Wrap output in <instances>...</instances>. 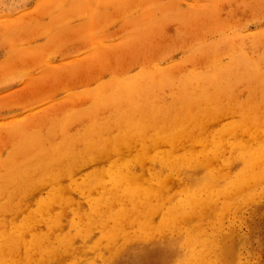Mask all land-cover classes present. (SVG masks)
<instances>
[{
    "label": "rangeland",
    "instance_id": "374dc122",
    "mask_svg": "<svg viewBox=\"0 0 264 264\" xmlns=\"http://www.w3.org/2000/svg\"><path fill=\"white\" fill-rule=\"evenodd\" d=\"M243 54L264 73V0H0V249L5 247L2 240L10 238L20 249H14L17 258L13 264H40L34 242L37 233H50L47 236L54 245L73 239L59 245L45 264H104V257L109 259L110 251H115L104 237L99 215H94L89 228L86 214L89 201L98 193L94 190L88 195L73 187L77 182L75 185L83 188L91 171L108 170L120 162L118 156L91 162L77 168L72 176H62L60 184L72 198L67 204L40 205L52 195L53 186L45 185L31 189L25 201L15 196L11 209L16 212L3 210L7 193L1 184L8 162L26 154L28 140L37 139V144L46 146L55 142V146L63 143L66 135L78 134L85 126L80 120L65 126L59 123L90 110L98 92H111L121 83L145 76L155 84L154 104L175 108L180 93L190 92L183 91L180 78L233 66ZM166 78L175 83L158 87ZM232 84L233 102L252 97L246 80ZM239 119L220 118L210 127V136L231 140L219 132ZM113 132L115 128H110L109 133ZM261 135L264 139V131ZM201 148L198 143L196 151ZM168 150L162 143L154 155H169ZM190 150L191 145H186L173 156L189 159ZM181 190L175 186L169 193L178 199ZM211 198L214 201H206L208 213L202 220L180 221L176 226L167 220L163 225L161 218L167 213L159 210L154 214L156 241L147 244L159 246L163 237L186 238L190 233L199 239L191 246L205 251L207 257L197 264H264V195L255 201L257 204L248 201L241 207L230 206L218 190ZM55 215L60 216V225L51 222ZM27 220L29 225L23 228ZM9 223L19 230L10 228ZM107 224L111 227L113 221L109 219ZM123 227L127 233L134 231L131 226ZM122 236L118 242H124ZM141 241L145 245L146 240ZM124 246L127 249L113 264H126L133 247L140 245ZM24 253L32 255L24 260ZM183 256L166 264H189V256ZM10 259L0 257V264H8L4 262Z\"/></svg>",
    "mask_w": 264,
    "mask_h": 264
},
{
    "label": "bare ground",
    "instance_id": "6f19581e",
    "mask_svg": "<svg viewBox=\"0 0 264 264\" xmlns=\"http://www.w3.org/2000/svg\"><path fill=\"white\" fill-rule=\"evenodd\" d=\"M233 64L180 78L183 91L189 89L190 92L180 93L175 108L154 104L157 100L155 84L145 76L121 83L111 92L96 93L90 110L71 115L59 123L65 126L80 120L85 126L78 134L66 135L65 141L55 146V142L46 146L42 142L37 144V139L28 140L30 148L26 154L8 162L1 184L3 192L7 193V207L3 203V210L16 212L11 209L15 196L25 201L31 189L45 185L53 186L52 195L43 199L40 205L67 204L72 198L66 196L60 184L62 176H72L79 167L117 155L119 163L108 170L104 167L94 169L87 175L83 188L75 185L77 182L73 187L88 195L94 190L98 193L89 201L90 211L86 214L89 228L94 215H99V225L105 228L104 237L115 251H110L112 257L109 259L104 257V264H113L120 252L127 249L125 244L140 245L138 249L133 247V255L126 264H166L169 259L183 255L189 256V264L202 262L207 258L205 251L194 250L191 244H196L199 239L190 233L186 238L179 236L166 240L163 237L159 246L149 245L156 241L153 233L158 225L154 214L159 210L165 209L167 213L166 216L163 212V225L168 220L173 226L180 221L206 217V201H214L211 197L216 190L226 196L232 207H241L248 201L257 204V199L264 195V139L261 135L264 131V73L245 54ZM242 79L247 81L252 97L233 102L232 83ZM173 83L174 79L166 78L157 85ZM100 115L104 118L100 119ZM224 116L240 117L219 132L231 140L210 136V127ZM110 128H115V132L109 133ZM162 143L168 145L169 155L155 156V149ZM198 143L202 145L200 151H196ZM186 145H191L187 152L189 159L173 156ZM226 153L229 155L225 156ZM130 155L132 157H127ZM150 161L155 163L148 165ZM216 161L222 165L218 167ZM155 164L157 170L153 171ZM175 186L182 188V196L178 199L169 193ZM203 194L209 195V199ZM59 218L55 215L51 222L60 225ZM109 219L113 221L111 227L107 224ZM123 224L134 231L127 233ZM27 225L29 220L21 226ZM8 226L19 230L11 223ZM120 234H123V243L117 240ZM47 235L37 233L34 242L39 259H42L40 264H45L47 258L49 263L52 252L56 253L59 245L69 244L73 239L69 237L66 242L54 245ZM141 239L146 240L143 246ZM9 240H2L5 247L0 249L3 253L0 257L11 258L4 263L13 264L17 258L14 251L20 249ZM31 255L24 253L23 259Z\"/></svg>",
    "mask_w": 264,
    "mask_h": 264
}]
</instances>
